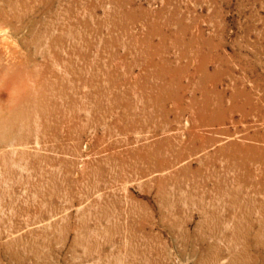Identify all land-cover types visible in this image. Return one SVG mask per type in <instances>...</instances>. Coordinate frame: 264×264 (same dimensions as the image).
<instances>
[{
	"label": "rangeland",
	"instance_id": "obj_1",
	"mask_svg": "<svg viewBox=\"0 0 264 264\" xmlns=\"http://www.w3.org/2000/svg\"><path fill=\"white\" fill-rule=\"evenodd\" d=\"M0 143V264H264V0H0Z\"/></svg>",
	"mask_w": 264,
	"mask_h": 264
},
{
	"label": "bare ground",
	"instance_id": "obj_2",
	"mask_svg": "<svg viewBox=\"0 0 264 264\" xmlns=\"http://www.w3.org/2000/svg\"><path fill=\"white\" fill-rule=\"evenodd\" d=\"M9 71H10V70H9ZM13 71H14V70H13ZM34 71H35V70H34ZM36 74H37V73H36ZM34 75H35V74H34ZM34 75H33V76H34ZM36 76H37V75H36ZM28 89H29V88H28ZM23 91H24V90H23ZM32 91H33V90H32ZM14 92H15V91H14ZM17 93H18V92H17ZM22 93H23V92H22ZM24 93H25V92H24ZM23 96H24V95H23ZM26 97H27V96H26ZM12 99H13V98H12ZM11 101H12V100H11ZM38 103H39V102H38ZM41 104H42V103H41ZM41 104H40V105H41ZM27 105H28V104H27ZM27 105H26V106H27ZM26 106H24V107H26ZM8 107H9V106H8ZM18 107H20V106H18ZM45 109H46V108H45ZM8 110H9V109H8ZM41 111H42V109H41ZM6 112H7V110H6ZM12 112H13V111H12ZM18 113H19V112H18ZM20 113H21V112H20ZM20 115H21V114H20ZM28 115H29V114H28ZM5 125H6V124H5ZM9 131H10V130H9ZM2 136H3V134H2ZM1 143H2V142H1ZM1 143H0V145H1ZM7 146H8V145H7Z\"/></svg>",
	"mask_w": 264,
	"mask_h": 264
}]
</instances>
